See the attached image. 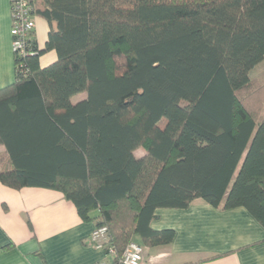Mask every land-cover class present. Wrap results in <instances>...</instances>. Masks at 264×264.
<instances>
[{
  "label": "trees",
  "instance_id": "1",
  "mask_svg": "<svg viewBox=\"0 0 264 264\" xmlns=\"http://www.w3.org/2000/svg\"><path fill=\"white\" fill-rule=\"evenodd\" d=\"M32 7L49 29L42 49L32 38L13 54L0 89L1 184L61 192L118 256L135 237L171 243L173 229L150 226L156 210L196 198L264 228V73L249 77L264 59V0Z\"/></svg>",
  "mask_w": 264,
  "mask_h": 264
},
{
  "label": "crops",
  "instance_id": "2",
  "mask_svg": "<svg viewBox=\"0 0 264 264\" xmlns=\"http://www.w3.org/2000/svg\"><path fill=\"white\" fill-rule=\"evenodd\" d=\"M10 0H0V89L14 82ZM48 23L35 16L38 49L47 40ZM53 50L39 56L45 67ZM264 73V59L249 72ZM0 145V152H4ZM150 222L171 228L166 245L144 246L143 264H264V228L244 207H213L201 198L185 209L161 208ZM95 221H83L75 206L56 190L12 189L0 183V264H94L109 257L93 246ZM138 242V238L135 237Z\"/></svg>",
  "mask_w": 264,
  "mask_h": 264
},
{
  "label": "built area",
  "instance_id": "3",
  "mask_svg": "<svg viewBox=\"0 0 264 264\" xmlns=\"http://www.w3.org/2000/svg\"><path fill=\"white\" fill-rule=\"evenodd\" d=\"M33 0H10V11L12 26L10 34L12 36V51L17 56L28 53L29 41L32 40L35 30V14L32 7ZM107 227L100 226L93 230L90 240L94 247L107 249L108 260H102L94 264H143L144 246L136 241L129 242L121 255L116 254L113 247H107Z\"/></svg>",
  "mask_w": 264,
  "mask_h": 264
},
{
  "label": "rangeland",
  "instance_id": "4",
  "mask_svg": "<svg viewBox=\"0 0 264 264\" xmlns=\"http://www.w3.org/2000/svg\"><path fill=\"white\" fill-rule=\"evenodd\" d=\"M84 96V94H77V95H75L74 97H73V101H76V100H78L79 98H81V97H83ZM134 154L136 155V156H141L142 154H144V150L142 149V148H137L135 151H134ZM145 250V249H144Z\"/></svg>",
  "mask_w": 264,
  "mask_h": 264
}]
</instances>
